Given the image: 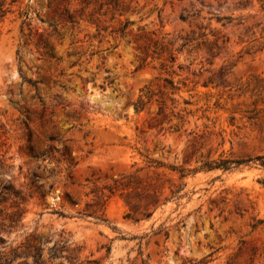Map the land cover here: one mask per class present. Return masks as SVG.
I'll use <instances>...</instances> for the list:
<instances>
[{
  "label": "rangeland",
  "instance_id": "obj_1",
  "mask_svg": "<svg viewBox=\"0 0 264 264\" xmlns=\"http://www.w3.org/2000/svg\"><path fill=\"white\" fill-rule=\"evenodd\" d=\"M258 156L264 0H0V207L23 211L0 250L264 264ZM223 159L241 163L204 167ZM132 173L161 179L156 208L108 190Z\"/></svg>",
  "mask_w": 264,
  "mask_h": 264
},
{
  "label": "trees",
  "instance_id": "obj_2",
  "mask_svg": "<svg viewBox=\"0 0 264 264\" xmlns=\"http://www.w3.org/2000/svg\"><path fill=\"white\" fill-rule=\"evenodd\" d=\"M145 98L140 96L137 102L134 104L135 110H141L145 104L150 100L151 96L149 90L145 91ZM146 99V100H145ZM260 161V165L264 168V157H256ZM231 163L240 164L241 161H233L230 159H223L215 163L212 166L206 163L204 167L208 169H213L219 167L222 169H229ZM11 166L6 164L5 161H0V169H9ZM159 177H151L149 175L143 176L139 174H128L122 175L120 178L113 180V185L108 188L110 192L120 191L121 194H125L127 203L135 211L138 206H143V209L147 211L150 208H156L159 205V196L161 195L162 187ZM9 185L0 182V194L3 190L7 189ZM181 190L178 187L175 190L170 189L174 197L177 192ZM104 196V194H102ZM170 197H165L162 203L167 202ZM3 200L0 199V205ZM13 209V210H10ZM152 214V211L145 212L143 218H148ZM23 216V211L18 207V205L12 204L10 207H0V244H1V234L10 233L16 230L20 226V222ZM140 218H138L139 220ZM260 221H258L259 223ZM255 226V225H254ZM166 234V233H165ZM108 250V249H107ZM56 253L50 254L49 258L54 259ZM20 260L18 264H47L42 258L39 248L36 246L35 242L32 240V235L26 237V241L22 242L20 245L9 250H0V264H13V261Z\"/></svg>",
  "mask_w": 264,
  "mask_h": 264
}]
</instances>
